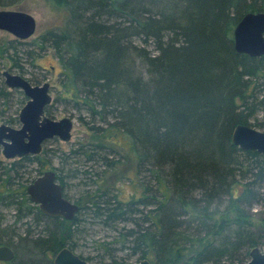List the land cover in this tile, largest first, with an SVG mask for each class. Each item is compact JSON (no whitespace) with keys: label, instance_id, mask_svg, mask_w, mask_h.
Returning a JSON list of instances; mask_svg holds the SVG:
<instances>
[{"label":"trees","instance_id":"16d2710c","mask_svg":"<svg viewBox=\"0 0 264 264\" xmlns=\"http://www.w3.org/2000/svg\"><path fill=\"white\" fill-rule=\"evenodd\" d=\"M54 1L67 11L65 25L12 39L0 56L23 75L22 56L33 57L26 44L50 48L62 70L45 113L69 104L86 132L69 151L54 153L53 138L39 154L0 163V245L14 252L7 264H53L64 246L77 253L93 225L114 232L96 255L77 253L96 264L118 263L115 250L151 264L246 262L264 247V211L259 223L252 211L264 207V157L235 145L231 133L263 125L251 122L264 109V54L237 52L233 29L245 13L264 11V0ZM13 92L23 105V92L0 83V115ZM124 150L134 160L126 186L105 175ZM78 157L83 167L65 172L63 163ZM49 168L79 206L71 220L42 213L26 193ZM79 175L86 181L73 198L69 181Z\"/></svg>","mask_w":264,"mask_h":264},{"label":"water","instance_id":"95a60500","mask_svg":"<svg viewBox=\"0 0 264 264\" xmlns=\"http://www.w3.org/2000/svg\"><path fill=\"white\" fill-rule=\"evenodd\" d=\"M0 29L13 34L16 38L26 39L34 34L36 22L31 14L23 11L0 10ZM234 48L239 53L249 56L264 54V11L247 12L237 22L233 29ZM4 83L9 88H19L27 101L20 108L16 128L0 124V145L6 157H20L26 154H38L42 143L46 140L59 138L68 141L71 137L72 119L64 116L59 119L51 118L45 113V108L51 103L50 84H31L24 76L2 71ZM231 140L243 150L253 149L264 157V131L246 124H237L231 133ZM30 201L37 204L39 209L51 217H61L71 220L78 205L64 197L63 186L57 180L53 169H48L36 176L26 186ZM14 252L11 247L0 246V259H12ZM54 264H93L81 258L69 247H62L54 256ZM116 264H151L147 259L139 261L120 262ZM234 264H264V252L259 247L249 251V260Z\"/></svg>","mask_w":264,"mask_h":264},{"label":"rangeland","instance_id":"374dc122","mask_svg":"<svg viewBox=\"0 0 264 264\" xmlns=\"http://www.w3.org/2000/svg\"><path fill=\"white\" fill-rule=\"evenodd\" d=\"M0 9H10V10H18V11H24L31 15L36 20V31L33 36L28 38V40H33L34 37L38 36V34H41L47 29H51L54 27L61 28L65 25L66 18H67V11L66 9L58 4L54 0H19L16 1L15 4L10 6H5L3 8L0 7ZM14 35L11 34L8 31L1 30L0 29V46L5 45L8 41L14 39ZM16 39V38H15ZM27 47L32 49L31 55L32 58H26L22 56L21 63L23 64L25 71L24 76L26 78L38 80V84H41L45 81L49 82L50 84V93L53 99L56 98L59 92V73L61 72L62 68L57 61L56 57L53 55V51L50 48L43 50H38L37 46L35 44H26ZM11 51H9L10 53ZM9 70L10 72L15 73L13 67H11V60L9 58L1 57L0 56V83H4V76L2 74L3 70ZM17 73V72H16ZM30 82V81H29ZM31 83V82H30ZM9 90H12L8 86H6ZM17 89V88H14ZM21 91V90H20ZM22 92V91H21ZM264 95V91L262 93ZM19 98V94L16 92H13L9 98L7 99V107L4 111L3 115H0V124L6 123L5 119L7 118H14L17 116L16 111L19 110L22 107V104H20L17 100ZM2 103V102H0ZM2 105V104H1ZM5 107V106H4ZM1 108V107H0ZM53 115L51 118L59 119L64 116L71 117L73 120V126L71 130V137L68 141L60 140L59 138H56L55 142L53 144H50V148L54 153L55 150L58 148H62L64 151H69L72 147H74V144L77 142L83 141L82 136L86 132V127L83 124L82 121L78 119L79 112L72 109L71 105H62L54 103L53 107ZM256 122L262 123V126L255 125L253 126L255 129H258L260 131H264V109L259 111L255 118L252 120L251 123ZM13 127H18V123H9ZM51 140V139H50ZM1 150V149H0ZM1 152V151H0ZM123 154L119 157L118 162L116 163V168L113 170L105 171L106 179L109 182L115 183L116 185H123L126 186V181H124L125 176L132 175V171L134 168V160L130 157L129 154L126 153V151H122ZM1 157V155H0ZM60 161V159H55L54 162L56 164ZM84 161L81 157L74 158V159H67L63 163V167L66 170L70 166H77L83 167ZM59 164V163H58ZM92 166L96 167V170L99 167H97L96 164L93 162L88 163ZM91 166V167H92ZM93 171H95V168H93ZM84 175H79L78 177H74L73 179H70V197L72 196L75 198V194H79L83 192L82 185L85 183V179H83ZM87 182H90L87 180ZM81 184L76 185V184ZM130 191V187H127L126 190H124V193ZM79 192V193H78ZM78 196V195H77ZM73 202L75 200L71 199ZM254 213V219L255 222L259 223L260 217L263 215L264 207L260 204H257L252 209ZM8 212V211H7ZM8 222L13 223L14 217H12V212L8 213L7 215ZM259 219V220H257ZM32 227V226H31ZM113 231H109L106 229H102L98 226H91L88 228L84 236L79 237L77 241L76 246V252L81 253L83 255H96L98 252H101V250L98 247V242L101 240H107L110 239V237L113 234ZM16 241V240H15ZM16 243V242H15ZM261 251L264 252V247L261 248ZM127 251H114V256L116 257L118 262H128V261H136V256H128L126 255ZM52 257V256H51ZM108 258V257H107ZM110 259H106L105 261L108 262ZM103 264H107V263Z\"/></svg>","mask_w":264,"mask_h":264},{"label":"bare ground","instance_id":"6f19581e","mask_svg":"<svg viewBox=\"0 0 264 264\" xmlns=\"http://www.w3.org/2000/svg\"><path fill=\"white\" fill-rule=\"evenodd\" d=\"M0 10H2V9H0ZM24 12V11H23ZM27 13V12H26ZM29 14V13H28ZM33 16V15H32ZM35 19V18H34ZM35 22H36V20H35ZM35 31H36V29H35ZM35 33V32H34ZM34 35V34H33ZM33 35H31V36H33ZM30 36V37H31ZM15 37V36H14ZM30 37H28V38H30ZM16 38V37H15ZM14 38V39H15ZM28 38H26V39H19V38H16V39H19V40H28ZM17 74H19V73H17ZM21 75V74H20ZM23 76V75H22ZM6 85V84H5ZM11 89H13V88H11ZM71 118V117H70ZM72 119V118H71ZM18 123H19V120H18ZM72 123H73V120H72ZM20 124V123H19ZM247 125V124H246ZM248 126H250V125H248ZM252 127V126H251ZM17 128V127H16ZM45 142V141H44ZM43 142V143H44ZM43 143H42V146H43ZM236 145V144H235ZM0 149H1V145H0ZM41 150H42V148H41ZM1 152H0V155H1V157H0V163L3 165V164H5V163H8V162H12L14 159H17V158H20V157H23V156H25V155H23V156H20V157H6L3 153H2V149L0 150ZM41 152V151H40ZM39 154V153H38ZM26 155H35V154H26ZM49 169H51V168H49ZM46 170H48V169H46ZM46 170H44V171H46ZM43 171V172H44ZM42 172V173H43ZM41 173V174H42ZM40 175V174H39ZM57 177V176H56ZM58 180V179H57ZM63 186V185H62ZM28 195V194H27ZM29 197V196H28ZM65 197V196H64ZM32 202V201H31ZM35 204V203H34ZM39 207V206H38ZM41 211V210H40ZM42 212V211H41ZM43 213V212H42ZM0 246H3V245H0ZM6 246H8V245H6ZM67 247V246H66ZM73 251V250H72ZM74 252V251H73ZM77 254V253H76ZM78 255V254H77ZM55 256V255H54ZM54 256L52 257V260H54ZM14 257V256H13ZM13 259V258H12ZM12 259H10V260H8V261H4V260H1L0 259V264H7V262H10ZM148 260V259H147ZM150 262V261H149ZM92 263V262H91ZM118 263H120V262H118ZM151 263V262H150ZM53 264H54V261H53ZM93 264H96V263H93ZM116 264V263H115ZM225 264H228V263H225Z\"/></svg>","mask_w":264,"mask_h":264},{"label":"flooded vegetation","instance_id":"af4514ba","mask_svg":"<svg viewBox=\"0 0 264 264\" xmlns=\"http://www.w3.org/2000/svg\"><path fill=\"white\" fill-rule=\"evenodd\" d=\"M13 89H14V88H13ZM17 89H19V88H17ZM19 90H20V89H19ZM24 96H25V95H24ZM25 97H26V96H25ZM26 101H27V98H26L25 102H26ZM25 102H24V104H25ZM24 104H23V105H24ZM23 105H22V106H23ZM19 110H20V109H19ZM18 113H19V111H18ZM17 117H18V114H17ZM4 124H7V125H10V126H12V125H11V124H9V123H4ZM17 125L19 126L20 124L18 123Z\"/></svg>","mask_w":264,"mask_h":264}]
</instances>
